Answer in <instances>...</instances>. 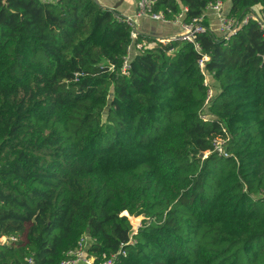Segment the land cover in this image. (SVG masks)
I'll list each match as a JSON object with an SVG mask.
<instances>
[{
	"label": "trees",
	"instance_id": "trees-1",
	"mask_svg": "<svg viewBox=\"0 0 264 264\" xmlns=\"http://www.w3.org/2000/svg\"><path fill=\"white\" fill-rule=\"evenodd\" d=\"M217 1L155 0L207 28L163 44L98 0H0V264L83 239L95 264H264V0H231L256 18L228 39Z\"/></svg>",
	"mask_w": 264,
	"mask_h": 264
},
{
	"label": "built area",
	"instance_id": "built-area-1",
	"mask_svg": "<svg viewBox=\"0 0 264 264\" xmlns=\"http://www.w3.org/2000/svg\"><path fill=\"white\" fill-rule=\"evenodd\" d=\"M43 3H54L58 2L60 0H41ZM137 2V8H138V14L141 16H147L151 18L152 20L161 21L163 23H177L180 21L182 16L178 17L175 21H169L165 18V16L162 13H154L153 12V5L155 4V0H136ZM224 3L221 1H217L215 3H212L208 6L205 16H207L211 13L210 11H215L218 15L219 20V28H218V35L219 37H222L224 39L230 38L232 35L236 34V32L241 29V27L248 22L251 18H256L254 15H248L243 20H236L235 18L228 17L227 14L223 12ZM126 21L129 22V24L133 25L132 19L126 18ZM202 18H195L192 22L186 23L181 21L180 25L182 27V33L179 37H174L173 39H166V38H158L157 41L161 42L163 44H166L170 40L179 39L182 41L187 42H195V39L199 34H202L207 31V28L201 23ZM138 30L133 27L132 36L134 39L138 36ZM136 49L143 51L145 48L144 43L136 44ZM198 49H200V46H197ZM208 56H204L203 59L200 60V66L201 69L204 71L205 68V62L208 60ZM130 63V53L128 57L125 59V66H124V72L126 73V70ZM206 75V81L209 84L208 81V73ZM214 97V93L212 88L209 90L208 95V102ZM216 148L220 153H224V155H227L224 151V147L222 146V142L219 141L216 143ZM16 237H7V236H0V244H8L13 241H16ZM85 239L82 240V243L79 247V249L75 251H71L69 253V257L65 259L62 264H77L80 261H84L85 264H95V260L93 258H90L87 256V244H85ZM29 264H34L33 259L28 260ZM115 260L109 259L103 262V264H114Z\"/></svg>",
	"mask_w": 264,
	"mask_h": 264
},
{
	"label": "crops",
	"instance_id": "crops-1",
	"mask_svg": "<svg viewBox=\"0 0 264 264\" xmlns=\"http://www.w3.org/2000/svg\"><path fill=\"white\" fill-rule=\"evenodd\" d=\"M100 3H102L105 7H114L117 2L120 0H98ZM225 12L228 13L231 8V0H227L224 3ZM121 9L120 14L124 16L125 18L132 19L133 21V27L138 30V33H144L148 34L150 36H153L155 39L158 38H166V39H173L174 37H179L182 33V27L180 25L181 21L183 19L181 18L179 22L177 23H163L161 21L152 20L151 18L147 16H141L138 14V8H137V2L136 0H124L121 5H119L118 9ZM119 11V10H118ZM211 14V13H210ZM209 18H212L210 16ZM210 29L214 32L218 33L219 23H217L214 20L209 19L208 20ZM219 36V35H218ZM136 42L132 44L130 47V59L133 56V53L136 50ZM145 47L148 45L144 43ZM210 85L214 84L212 83L211 76L208 78ZM213 93L215 94V90L212 88ZM77 264H85L84 261H80Z\"/></svg>",
	"mask_w": 264,
	"mask_h": 264
},
{
	"label": "rangeland",
	"instance_id": "rangeland-1",
	"mask_svg": "<svg viewBox=\"0 0 264 264\" xmlns=\"http://www.w3.org/2000/svg\"><path fill=\"white\" fill-rule=\"evenodd\" d=\"M119 11V13H120V11H122L120 8L118 9ZM211 12V14H209L208 16H207V20H209V19H211V20H214V21H216L217 23L219 22V20H220V18H218V15H217V13L215 12V11H210ZM223 12L225 13V14H227L226 12H225V7H223ZM210 16H212V18H209ZM210 77V75H208V78ZM209 81V80H208ZM132 220H133V230L134 231H132L131 232V237H132V235H133V233H135V232H137V230H138V227L141 225V216L140 215H134L133 217H132Z\"/></svg>",
	"mask_w": 264,
	"mask_h": 264
},
{
	"label": "water",
	"instance_id": "water-1",
	"mask_svg": "<svg viewBox=\"0 0 264 264\" xmlns=\"http://www.w3.org/2000/svg\"><path fill=\"white\" fill-rule=\"evenodd\" d=\"M124 0H120L119 2L116 3V5L114 7H110L111 10H116L119 5H121V3L123 2ZM109 8V7H108ZM112 100H113V95L111 94L108 98V102H107V106L105 108V117H107L109 111H110V108H111V103H112ZM201 156H203V153L201 154Z\"/></svg>",
	"mask_w": 264,
	"mask_h": 264
}]
</instances>
